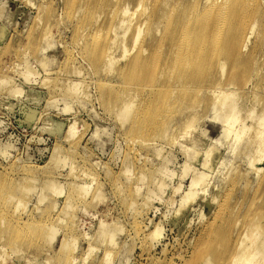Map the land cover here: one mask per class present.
Masks as SVG:
<instances>
[{
    "label": "rangeland",
    "instance_id": "1",
    "mask_svg": "<svg viewBox=\"0 0 264 264\" xmlns=\"http://www.w3.org/2000/svg\"><path fill=\"white\" fill-rule=\"evenodd\" d=\"M194 2L163 0L153 35L143 23L140 42L156 45L166 30L162 14L177 3L180 16ZM263 3L239 7L250 17L259 10L258 27L237 59L226 58L211 78L205 69L180 77L193 87L209 79L211 92H234L248 126L236 143L238 129L224 135L214 118L211 92L177 91L170 112L163 107L165 90L127 94L117 68L132 56L133 50L122 57L124 46L132 48L138 18L154 0H0V264H67L70 258L71 264H220L243 236L251 253L260 245L250 264H264V154L254 140L264 113ZM123 5L135 12L134 22L117 29L113 72L97 70L90 34ZM155 57L133 82L159 88L182 75L165 71L164 54ZM129 98L126 120L122 106ZM144 103V109L151 104L146 123L132 130V116Z\"/></svg>",
    "mask_w": 264,
    "mask_h": 264
},
{
    "label": "bare ground",
    "instance_id": "2",
    "mask_svg": "<svg viewBox=\"0 0 264 264\" xmlns=\"http://www.w3.org/2000/svg\"><path fill=\"white\" fill-rule=\"evenodd\" d=\"M145 1H146V3L148 2V0H145ZM154 1H155V5H154V7H152L151 11L147 12V9L144 10L141 13L140 17L138 18L139 22L135 27V33L131 39L132 48L129 49L127 46H124L125 49H124V53H123L122 57L126 58L129 54H132L130 52H131V50H133L132 56L128 59V61L125 64H122L121 66H119L117 68V71H118L120 76H122L123 78H126V81L124 80V82H125L124 85L127 87V89H125L126 92H127V90L130 94L132 92V94L136 95L135 97H138L140 92H145L148 94V93H157L159 91L165 90L166 94L168 93L167 94L168 98L166 97L167 99L163 102L165 104V105H163V107H166L167 109H169L168 112H170V111H174L173 108L176 106V103L178 102V101L176 103L173 102V101H176L177 91H180L182 89L189 90V89H191V87L192 88L197 87L195 89L198 93L201 92V93H204L205 95H208L212 90V88L207 86L209 79L203 80L199 84H197V86L193 87L192 82L180 81L182 78L181 76H186L188 78L189 76H187L186 74H195L199 70L205 69L206 71L209 70V77H210L211 76L210 74L212 72V71L210 72L211 69H213L214 67H218V68L220 67L221 70H224L223 67L225 66L226 58L232 57V58L237 59L239 54L244 49H246V47L248 46V40L247 39L254 32L255 28L258 27L257 26V20H258L257 16H258V10L259 9H257L256 13L250 17L246 11H245L246 13L242 12L239 9V7L241 5H245L246 8H248V10H251L250 7H255V5L259 4L260 0H221V1H219V0H195L194 5H192V8L189 11L185 12L184 14H180V16L179 15L177 16L175 14L178 7H179V4L175 3V5H173L172 7L167 9L166 14H165V12L162 14L163 18L167 15V24L165 26L166 30H164L165 33L160 38V40H158L156 45H153V46H151V48H149V46H147L149 43L148 40H146V45H145V43L140 42V37H141V35H143L142 34V32H143L142 28L144 27V26L142 27L143 23H146V25H147V35H150L149 37H151L153 35L152 34L153 30H154L153 24H154V21L157 20V18H159V15H160L159 11H161V8L157 7V6H161L160 3H162L163 0H154ZM81 6H82V4H81ZM163 7H164V5L162 6V8ZM80 8L78 7V9H80ZM138 8L139 7H137L136 10H138ZM259 8H260V6H259ZM253 10H255V9L252 8V12H253ZM145 11H146V18H145V20H142V15L145 13ZM129 12H130L129 7L126 5H123L119 8H115V7L112 8L110 13H109V22L107 23V25L95 29L90 34L91 35V41L94 44L93 49H92V53H93L92 58H94V59H92L93 60L92 64L95 67V69L98 70V68H100V66L106 67L108 71H112L113 69H115L113 67L114 60L112 59V56L114 53L113 52L114 46L117 43V37H118L117 29L119 26H124V25L126 26V28H125L126 31L130 29L132 21H133L132 17L135 14V12H132V13L130 12V15H128ZM240 13H242V14H240ZM164 19L160 18L159 19L160 21L158 23H162V21H164ZM60 22H61V19H60ZM97 22L99 23V17H98ZM49 29L50 28H48V30H47L48 33L50 32ZM128 32H126V33H128ZM48 33H46V35L44 36V38H43L44 40H43V43L41 45V50L43 52H45L48 49V42H49ZM1 35H2V33H1ZM126 36H127V34H126ZM141 38H142L141 41L144 42L145 40H143V37H141ZM124 41L125 40H123V42ZM121 43H122V41H121ZM151 49H153V50H151ZM151 51L153 52V54H150ZM163 54H164V56H166L165 57V61H166L165 66L166 67L164 66L165 71L168 70L170 72V74L181 72L182 75H179V77H176V76H170V74H169V76H170L169 80L170 81L168 83H164L159 88L156 85H149V84L145 85V84H140L138 82H133V80H135V77H137V76L141 77L140 74L142 73V70L144 69L145 64L147 66V59H149L153 55L154 56L157 55V57H155V58H159V56L160 55L162 56ZM157 60L154 59V62ZM158 63L155 64L156 65L155 67H157ZM155 67L153 66V69ZM234 70H235V68H234ZM204 73H206V72L204 71ZM31 74H32L31 72H28L26 74V77H29ZM214 74H216V73H214ZM174 77H176V78H174ZM188 81H190V80H188ZM230 83H232V82H230ZM224 91H222V90L215 91L214 90L213 92H211L212 93L211 96H213V98H215L214 99L215 100L214 109L216 110V113H215L214 118H215V120L220 121L223 124V126H225L224 132H223L224 135H228V136L230 135L229 137H231V135H232L231 133H233L234 130L238 129V133H236V131H235L236 135H235V133H233L235 135V139L237 141L236 143H238L239 140L242 139L244 132L246 130H248V126H247L246 122H244V120H241V118H240V113H241L240 111L241 110L239 108V103L237 102V100H235V99L233 100L231 98L232 96H235L234 92L226 93ZM128 92H127V94H128ZM132 94L130 95L131 99L134 98ZM231 94H232V96H231ZM144 96H146V95H144ZM130 98H129V101H125L123 103V106H122L123 107L122 109L124 110V113H125V114H123V117L126 120L129 119V114L131 113L133 103H134L133 102L134 100L131 101ZM127 100H128V98H127ZM145 105L146 104L144 103V105L142 106L143 109L139 108V110L133 114V116H132V120H133L132 130H139V129H141V124L146 123V107L149 108L151 106V104L147 105L144 109ZM222 109H225V115L224 116L219 114V111ZM263 112H264V110H263ZM217 114H219V115H217ZM262 114H263L262 116H258L259 121L258 120L257 121L259 122V125L258 124L257 125L259 126V128L257 130V133H255L257 138H255L254 140L257 141V145L259 146L260 149H262V150H260V152L263 151V154H264V113H262ZM152 120H153V118H152ZM163 120H165V119H163ZM74 128H75V124H73L71 126V128H69V130L72 132V130L74 131ZM246 132H245V135H246ZM139 133L140 132H136L135 133V134H137L136 136H138ZM241 133H243V134H241ZM74 136L72 135L73 138H74ZM132 138H133V136L131 137L130 142H131ZM135 139H137V137H135ZM147 140H148V138H147ZM256 141H254V142L256 143ZM142 145H143V142H142ZM257 171H260V170H257ZM84 188L88 189L89 187L85 186ZM68 198H70V197H68ZM48 217H50V216H48ZM257 218H252L253 221H251L252 222L251 225L254 224L253 222L256 223L255 220ZM20 219L21 218L17 217L15 220V223L18 224V226L23 224V222H21L22 220H20ZM47 221H49V220L47 219ZM2 224H4V223H2ZM249 225H250V223H249ZM137 226H139V225H137ZM254 226H257V225L254 224ZM251 229L254 230V229H256V227H252V228H250V230H248V232L250 231L249 235H251ZM16 232L20 233V228ZM248 232L247 233L245 232L244 235L248 234ZM254 234H255V230L252 232V237L250 236L251 237L250 239H252L251 241H253V242H251L250 239L248 238L249 243L251 242V244L254 243V240H255L254 239L255 237L253 238V236H255ZM259 234H260V232H259ZM52 238H53V236H52ZM243 238H244V236L242 237L241 241H238L234 246L230 245V247H232L231 251H230V248H227L228 253H226V255H225L226 257L224 256L225 258L223 259V261H221L223 263H220V264H238L240 261L242 263V260H244V261L247 260V264L248 263L250 264V262L254 263L255 261L258 260V259H256V260L254 259L255 260L254 261L253 258H255L257 251L259 250L257 248H259L260 245L258 244L259 246L256 245L255 247H253V249L257 247L256 248L257 251L254 249L256 251V253L252 252L254 254L253 255L250 252L251 246H249V244L246 243ZM246 238H247V236L245 237V239ZM262 242H261V244H262ZM253 245H255V244H253ZM108 254H109V256L111 255L110 253H107L106 254L107 259H108ZM206 255H208V253H206ZM206 259L211 263L210 256H208ZM72 260H73V258H70L67 261V264H71ZM104 262H105V260H104ZM260 262L261 261H259L257 264H259Z\"/></svg>",
    "mask_w": 264,
    "mask_h": 264
}]
</instances>
